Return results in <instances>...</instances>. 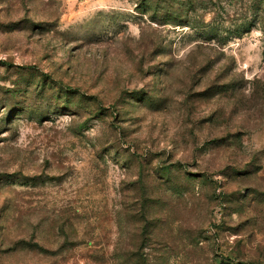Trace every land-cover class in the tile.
<instances>
[{"label":"rangeland","instance_id":"obj_1","mask_svg":"<svg viewBox=\"0 0 264 264\" xmlns=\"http://www.w3.org/2000/svg\"><path fill=\"white\" fill-rule=\"evenodd\" d=\"M0 264H264V0H0Z\"/></svg>","mask_w":264,"mask_h":264}]
</instances>
